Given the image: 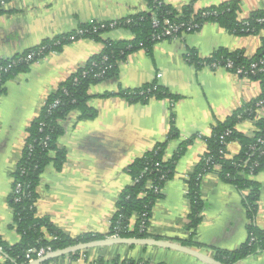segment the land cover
<instances>
[{
    "label": "crops",
    "instance_id": "obj_1",
    "mask_svg": "<svg viewBox=\"0 0 264 264\" xmlns=\"http://www.w3.org/2000/svg\"><path fill=\"white\" fill-rule=\"evenodd\" d=\"M163 1L179 9L192 5L199 10L228 0ZM237 1L241 18L264 11V0ZM147 9L146 0H8L0 13V58L23 52L46 38L79 30L90 20L119 21ZM263 35H239L219 23L207 22L196 31L185 32L176 39H162L149 49L130 53L120 63L117 77L90 87L88 105L96 111L94 117L81 118L80 111L74 110L60 121L63 133L58 145L65 149L66 160L60 170L51 163L42 174L38 213L49 216L73 236L108 232L119 194L132 183L128 166L166 140L173 121L180 136L169 142L167 158L183 139L195 134L199 137L189 145L178 162L176 174L165 184L163 196L154 205L148 232L149 237L177 242L189 238L186 180L206 150L203 137L211 134L218 121L257 99L262 86L259 81L240 77L225 67L192 65L186 53L193 49L200 58H207L215 50L223 49L242 50L249 56L260 49ZM132 37L126 28L114 27L100 39L74 40L6 82V91L0 96V236L6 242L14 244L20 240L13 226L9 197L13 190L12 174L22 157L30 123L38 116L47 96L103 50V40ZM154 81L172 93L173 99L131 103L118 94L121 89H134ZM257 113L264 117V109ZM237 127L244 135H252L257 129L253 119H245ZM227 150L230 156L236 155L240 143L229 142ZM253 179L260 186L254 220L244 200L246 190L240 191L216 173L203 177V219L193 236L197 246L192 247L214 257L219 250H236L246 243L251 222L264 238V169ZM117 256L122 260L148 259L149 264H205L179 251L142 245L93 248L77 259L65 257L47 264H112L110 260ZM7 257L2 253L0 263ZM236 264H264V250Z\"/></svg>",
    "mask_w": 264,
    "mask_h": 264
},
{
    "label": "trees",
    "instance_id": "obj_2",
    "mask_svg": "<svg viewBox=\"0 0 264 264\" xmlns=\"http://www.w3.org/2000/svg\"><path fill=\"white\" fill-rule=\"evenodd\" d=\"M6 1L8 0H0V13L4 12L3 3ZM146 1L147 10L131 14L119 20L115 26L126 28L133 34V37L126 40H103V50L91 56L62 81L58 88L47 96L38 116L30 123L22 157L12 174L13 190L9 197V205L13 211V226L20 234V240L10 244L0 236V255L3 253L8 256L0 264H27L30 257H37L35 253H29L31 249L56 250L78 242L102 239L111 235L151 236L148 227L154 205L163 196L165 184L176 174L180 158L199 136L195 134L183 139L174 154L167 158L166 150L169 142L180 136L172 121L166 140L158 142L153 149L138 156L128 166L132 183L125 186L119 194L108 232H84L73 236L56 225L49 216L40 215L37 210L38 186L42 174L51 163L60 170L66 160L65 149L58 145V139L63 133L60 121L74 110L80 111L81 118L94 117L96 111L88 105L91 97L90 87L117 77L120 63L130 53L140 48L149 49L162 39H173L164 35L157 37L166 27V19L172 24L180 25L178 37L185 32L200 29L207 22L219 23L228 31L239 35L264 34V11L241 18L240 5L237 0H228L199 10H195L192 5H185L179 9L163 0ZM106 23L108 24L105 28L92 31L93 26L89 21L79 30L46 38L39 45L27 48L23 52L0 58V66L6 68L0 72V96L5 93L6 82L10 78L27 72L32 64L38 60L41 61L49 54L60 52L67 43L80 38L100 39L105 31L114 28L110 26V22ZM81 29L86 31L81 33L79 32ZM262 40L260 49L249 56L242 50L226 51L223 49L215 50L207 58H200L193 49L186 53L187 61L198 67L211 66L214 62L233 61L234 66L230 70L235 73L236 69L242 68L247 74L238 76L259 81L262 93L257 99L235 110L225 120L218 121L213 126L211 134L203 137L207 146L206 150L186 180L190 202L186 230L190 232V235L189 238L180 240L184 245L195 246L197 244L193 236L203 219L204 210L201 183L208 173H216L223 181L235 185L240 191L246 190L243 196L250 206V217L254 220L256 216L260 186L253 177L264 169V117L257 113L260 110L257 103L264 99V64L261 63L264 59V35ZM28 53H34V57L26 61L24 58ZM118 94L131 103H148L154 98L173 99L174 97L157 81L134 89H121ZM106 95L111 94L106 93ZM245 119H253L257 125L252 135H244L237 127L238 123ZM231 141L240 143V150L234 156H230L227 150ZM18 185L20 188L17 191ZM128 246L134 247L135 245ZM90 249L69 253L51 261L65 257L77 259ZM263 250L264 238L254 222H251L248 226V239L245 244L233 251L219 250L215 257L226 264H236L248 255ZM28 255L31 256L28 257ZM110 261L112 264L150 263L148 259L125 258L122 260L120 256ZM101 263L103 264V261Z\"/></svg>",
    "mask_w": 264,
    "mask_h": 264
},
{
    "label": "water",
    "instance_id": "obj_3",
    "mask_svg": "<svg viewBox=\"0 0 264 264\" xmlns=\"http://www.w3.org/2000/svg\"><path fill=\"white\" fill-rule=\"evenodd\" d=\"M112 245H142L153 246L164 249H171L190 255L205 264H226L214 256L205 253L192 246L184 245L177 241L158 239L153 237H123L120 235H111L102 239H95L86 242H78L64 248L47 252L44 256L38 257L27 264H43L47 261L62 257L76 251L87 250L95 247H106Z\"/></svg>",
    "mask_w": 264,
    "mask_h": 264
},
{
    "label": "built area",
    "instance_id": "obj_4",
    "mask_svg": "<svg viewBox=\"0 0 264 264\" xmlns=\"http://www.w3.org/2000/svg\"><path fill=\"white\" fill-rule=\"evenodd\" d=\"M90 23L93 26V30L92 31H97L99 28H105L107 26V24H108L106 22H99V21H96V20H90ZM117 23H118V21L114 20V21H110L109 24H110L111 27H115ZM165 23L167 24L166 27L163 29V32L161 34L157 35V37L160 38L161 35H164V36H170L173 39L178 38L177 33H178L179 28H180V25L172 24L167 19L165 20ZM85 31L86 30L81 29L79 32L83 33ZM33 57H34V53H28V55L24 58V60L29 61V60H32ZM36 62H39V60L36 61ZM261 63L264 64V59L261 60ZM211 66L214 67V68L225 67V68H228V69H232L234 64H233V61L228 60L226 63L214 62ZM253 66H255V65H253ZM1 70H6V68H3L2 66H0V72H1ZM235 73L237 75H241V74H245L246 75L247 74L246 71H244L242 68L236 69ZM257 106H258V109H264V99L258 101ZM19 188H20V185H18L16 187L17 191L19 190ZM252 240H253V238H252ZM50 251H52V250L51 249L41 248L39 250L31 249L29 253H35L37 255L36 258H38V257L44 256L47 252H50ZM30 256L31 255H28V257H30ZM36 258H31L30 257V261H32V260H34Z\"/></svg>",
    "mask_w": 264,
    "mask_h": 264
}]
</instances>
